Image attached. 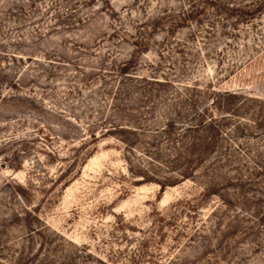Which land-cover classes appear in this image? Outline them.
I'll return each instance as SVG.
<instances>
[{
    "label": "rangeland",
    "instance_id": "obj_1",
    "mask_svg": "<svg viewBox=\"0 0 264 264\" xmlns=\"http://www.w3.org/2000/svg\"><path fill=\"white\" fill-rule=\"evenodd\" d=\"M0 264H264V0H0Z\"/></svg>",
    "mask_w": 264,
    "mask_h": 264
},
{
    "label": "trees",
    "instance_id": "obj_2",
    "mask_svg": "<svg viewBox=\"0 0 264 264\" xmlns=\"http://www.w3.org/2000/svg\"><path fill=\"white\" fill-rule=\"evenodd\" d=\"M194 128L196 129L197 127H189L188 129L191 130V129H194ZM106 132H108V131H106ZM105 134H107V133H102V135H105ZM193 143H194V142H193ZM193 143H192V145H193V147H194L197 143H194V144H193ZM199 155H200V154H199ZM198 158H199V159L202 158V155H201V156H198ZM161 187L163 188L164 185L161 184Z\"/></svg>",
    "mask_w": 264,
    "mask_h": 264
}]
</instances>
